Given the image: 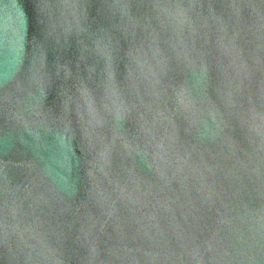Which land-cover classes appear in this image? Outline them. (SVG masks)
I'll return each instance as SVG.
<instances>
[{
	"label": "water",
	"instance_id": "water-1",
	"mask_svg": "<svg viewBox=\"0 0 264 264\" xmlns=\"http://www.w3.org/2000/svg\"><path fill=\"white\" fill-rule=\"evenodd\" d=\"M0 264H264V0H0Z\"/></svg>",
	"mask_w": 264,
	"mask_h": 264
}]
</instances>
